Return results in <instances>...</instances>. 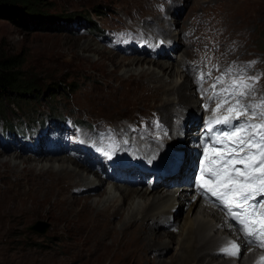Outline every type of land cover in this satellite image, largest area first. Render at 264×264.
Wrapping results in <instances>:
<instances>
[{
	"label": "rangeland",
	"instance_id": "1",
	"mask_svg": "<svg viewBox=\"0 0 264 264\" xmlns=\"http://www.w3.org/2000/svg\"><path fill=\"white\" fill-rule=\"evenodd\" d=\"M164 1L149 0V3L155 12L165 3L168 7L166 13L170 14L167 17L168 27L172 31H181L183 35L180 32L174 42L171 39L160 40L157 46L146 39L154 35L151 29L156 27L150 22L151 16L141 19L136 17L137 13L139 15L149 9L147 0H43L44 5H38L34 9L44 14L46 19H31L20 12H16V17L12 20L0 18V57L22 56L25 61L24 71L28 76H37V80L44 86L25 101L14 106L3 105L0 112V151L5 154L0 157V264H102L101 257L97 256L89 261L88 254L83 255L79 250V243L74 239L76 232L71 231L73 229L70 224L61 219L54 198L49 195L45 198L36 192L37 184L44 185L48 181L47 177L36 176L38 170L50 168L53 162H15L12 158L15 153L21 154L23 160L32 154L55 160L57 157L70 156L90 165L94 172L103 174L100 159L96 157L101 154L106 156L105 160L111 159L119 163V158L110 156L109 151L117 154L124 152L123 148L137 151L134 142L143 140L152 129L153 139L157 141V148L153 151H165L167 144L173 143L174 149L170 154L165 158H158L171 164L175 158H180L178 148H185L184 144L189 143L188 133H193L195 140L199 137V122L207 109L232 108L233 98L228 90H232L241 71L245 77L259 78L254 84V91L244 99L247 100L246 105L256 108L264 98V0H232L236 6L234 8L233 4L225 0ZM194 13L197 14L196 19L193 17ZM60 15L64 17L59 19L67 20L68 23L52 22L55 20L51 16ZM176 21L179 22L178 27H175ZM147 27L150 29L146 30ZM137 28L138 34L132 31ZM186 36L188 40L185 39ZM88 41L111 50L114 60L108 57L111 54L102 53L99 56L86 50ZM186 41L188 46L192 45V56L189 58L182 57ZM135 56L144 58L146 63L154 59L178 66L175 69L178 74L168 77V81L164 79L174 85L183 83L186 78L183 72L185 69L179 66L181 61L185 63L187 70H194L192 83L199 85L197 92L195 91L196 97L206 101L201 104L203 108L199 106L194 109L198 118L193 130L187 124L184 126L177 117L173 119V128L160 129L164 125L159 110L161 102L151 90L149 75L123 77L125 70L115 66V60ZM149 68L150 65L140 67L138 75L142 71L140 75H144ZM150 71L159 70L157 66H151ZM247 82L253 83L250 80ZM49 85L57 89L53 96L46 89ZM165 98L166 96L161 99ZM224 98L229 102L224 103ZM191 111L193 109L189 107L185 110L188 113ZM259 111L256 117L251 116L247 121L252 124L264 123ZM179 141H182V145ZM79 142L84 144L80 145ZM79 146L84 147V151ZM196 149L191 150L190 166ZM126 152L130 153L131 150ZM141 152L151 157L149 151ZM184 158L186 163L189 159L188 151ZM103 163L108 164L106 161ZM56 164L59 167V163ZM184 166H181L180 172L187 175L190 166L185 169ZM29 170L35 171L34 175ZM133 170L137 171V168ZM22 175L28 179L21 178ZM151 177L144 180L138 177L137 182L130 184L124 181L118 184L134 190L139 185L147 189L150 187ZM88 178L91 179L92 175ZM106 182L93 190L94 195L82 193V196L75 197L80 201L85 198H90L91 202L99 201L101 203L98 202V208H104L109 203L105 202L104 196L100 199L96 194L106 190ZM31 183L33 185L30 188ZM186 186L182 174L170 177L156 187L152 186L155 188L151 190L150 200L157 192L179 191L172 195L177 201L171 200L172 204L168 202L171 208H161L169 209L170 221L166 223V213L158 221L155 228L157 232L169 230L178 237V232L184 228L190 209L179 195ZM191 186L190 178L189 187ZM148 200L144 198L141 202ZM204 201H199L191 213L192 218L202 206L208 205ZM125 209L127 215L132 212L130 201ZM204 220L214 224L211 218ZM111 222L120 226L119 217H113ZM33 225L41 228L46 226L47 230L44 234L28 231L27 228ZM214 233L209 234L212 236ZM215 239L234 248L235 240L230 232L222 230ZM235 247L240 250L236 244ZM252 251L256 250L248 245L241 253L237 251V256L232 258L237 264H242ZM156 252L154 250L150 253V259L158 256ZM176 252L182 251L174 242L171 247L162 251L161 258L170 262L169 259ZM259 254L264 261V254ZM215 256L220 262L222 259H230V256ZM80 258L85 260L81 263Z\"/></svg>",
	"mask_w": 264,
	"mask_h": 264
},
{
	"label": "bare ground",
	"instance_id": "2",
	"mask_svg": "<svg viewBox=\"0 0 264 264\" xmlns=\"http://www.w3.org/2000/svg\"><path fill=\"white\" fill-rule=\"evenodd\" d=\"M225 1L227 3L229 2V4H233L232 0ZM148 7L149 9H147V11H143L139 15L137 13L136 15L137 19H141L142 17L144 18L147 15L151 16L150 22L156 25V27L152 25L154 29H151L154 35L150 36V38L147 37L146 39H148L151 44H155V46H157V43H159L160 40L171 39L172 42L176 41L180 36L179 33L181 31H172L168 27L167 17L170 14L166 13V10L168 8L167 5H165V3L162 4L160 9H156L155 12L153 10V7L150 6L149 0H147V8ZM234 7H236L235 4H233V8ZM195 14L196 13H194L193 15V17H195L194 19L197 18V14ZM147 18L149 19V17ZM178 24L179 22L176 21L175 27H178ZM148 29H150V27H147L146 30ZM132 31L138 34V28ZM185 39L188 40V37L186 36ZM187 42L188 41H186L185 43L186 47L182 50L183 58L185 56L188 58L192 56V50H190L192 49V45L188 46ZM85 49L92 51L95 55L107 53L111 54V56H108L109 58H112L113 60L115 58L111 50L109 51L107 48H102L100 44H97L94 41H88L85 45ZM137 56L117 59L115 60V66H118L119 68L125 70V75L123 77H145V75H149L148 77L150 78V83L152 85L151 90L157 96V99L159 98L161 102L159 110L160 114L163 116L164 125L160 129L162 130L164 128L167 130L168 128H173V119L174 117H177L178 120H181L180 122L184 124V126H186L187 124V127L190 130H193L196 127L195 122L198 118V115L196 112H194V109H198L199 106L203 108L202 102L206 101L204 99H202L201 101L196 97L195 91L199 85L197 84V86H195L192 83V74L194 73V70L190 68L187 70V66L181 61V64L179 66L181 69H185V71L183 72L185 73L186 78L183 83L174 85L173 82L167 83V81L168 77H171L176 73L178 74V72L175 71L176 67L178 66L171 64V62L160 63L158 60L154 59L148 61L147 64L144 61V58H138ZM144 65H150V68L151 66H157L159 71H150L149 68L144 73V75H140L141 73H143V71L138 75L139 68L143 67ZM160 74L162 75V77L158 78L157 75ZM164 79H167V81H164ZM126 81L129 80L127 79ZM193 87L195 88L194 91L192 89ZM228 91H230V95L232 90ZM164 96H166V98L165 100H162L161 98ZM239 98V96L233 98V105L236 103V99ZM243 103L246 105L247 100H243ZM188 107L193 109V111H191L192 113L189 112L190 114L188 112H185ZM222 109L223 108H219L217 109V111ZM214 110L215 109L213 108H209L206 110L205 114H211L210 118L216 122L220 121V125L217 124V126L219 125L220 128H223L225 126L222 122L223 120L219 118V114L216 110ZM243 115L246 118L252 116L250 114ZM202 126L203 119H201L199 122L200 131L202 130ZM150 131L152 132V129ZM151 132H149L147 134V137H145L143 140L138 139V141L134 142L136 147L135 149L137 151L134 150L133 152L132 149L123 148L124 151L131 150V152L129 154L119 155L120 166L126 167V170H128V174H130L131 178H134V174H131L129 171L131 167H135L137 168V170L144 171L146 168V164H148L149 167L157 170V165L161 163L164 167H167L166 169L161 171V173L164 174L170 166V164H166L163 160H160L158 158H165L166 156H168L170 154V151L174 149L173 143L167 144L168 148L165 151H153V149H155V147L157 146V141L156 139H153ZM187 141L189 143L184 144V146L186 145L185 148L183 146L181 149L178 148L180 151V158H175V160H177L179 164L182 165V168L185 165L184 169L189 168L190 166L192 157L191 150L197 148V152L194 153V156L192 158L191 165L193 166L194 160L197 157V153L199 151L198 144H200L198 138L197 140L194 139L193 133L187 134ZM179 142L182 145V141ZM185 149L186 151H188L189 155V159L188 161H186V163L184 158V154L186 152ZM141 150L149 151L151 153V157L143 155L144 153H142ZM210 150L211 149H209V151ZM61 152L64 153L63 151ZM3 153L4 152L0 151V157ZM176 153H178V151ZM109 155L115 157L112 153H110ZM67 157L69 158L57 157V159L55 160L47 159L46 157H36L34 154H32L25 157V159L23 160L21 154L19 153H15L12 156L15 162H53L50 168L44 167L42 170H38L37 174L35 173L36 176L47 177L48 179V181L44 185L37 184V188H35L36 192L42 196H45V198L48 195L52 197V199L54 198L55 206L59 210V214L62 217L61 219H63L64 221L66 220V224L68 222L70 224V227H72L73 229L71 231H73L74 233L76 232L74 235V239L79 243V250H81L83 255L84 253L88 254V256L90 257L89 261L98 256L101 257L102 264L104 262H106L107 264H237L238 262L236 260H233L232 257H236L238 254L237 251L241 253L242 250L249 245V242L246 239H243L242 232L237 231L232 226L229 217L220 208H218L217 210L205 204L206 206H202L201 210L195 214V217H191V213L196 209V206L201 199L209 201L210 197L205 189L212 188L217 180H205L199 184V187L197 189L193 188L192 186L190 188L189 175H185L183 171L179 172L178 175L182 174L183 178L185 179V183H187V186L183 187V189L181 190V194L179 195V197L182 199V202H184L188 206V208L190 209V213L188 215L189 219L187 223L184 225V228L180 230L181 232H178V237H176L175 232H169V230L157 232L155 228L158 226V221L166 216V213V223L170 221L168 217V215H170L168 214L169 209L167 207L171 208V204L176 199L175 196L173 197L172 195L176 192H179L178 190L164 191V193L157 192L150 200V196H152L151 190H153L156 185H154L155 187H149L147 189L141 188V185H139L135 190L127 186L119 185L118 183L121 182V180H123L122 182H128L124 177V175L126 176V174L121 172L119 170L120 168L117 167L116 164L111 161V159L105 160L106 157H103L101 159L102 162H100V166H102L103 174H100L98 172H94L90 165L80 162L79 159H73L70 156ZM96 158L101 157L98 156ZM95 161L97 162L98 160L96 159ZM104 161L108 162V164L103 163ZM56 163H59V167L56 166ZM109 164L115 166L116 168L113 169H115V171H118V173L112 178L109 175L104 174L109 169L112 170ZM47 165L48 164L46 163L45 166ZM92 165L95 167V164L92 163ZM192 166H190V168ZM29 172L34 175L33 172L35 171L29 170ZM89 175H92L91 179L88 178ZM21 178L28 179L24 175H22ZM168 178L170 177L162 179L160 183H162V181H167ZM136 180H138V178H134V181ZM106 181L108 182L106 190L96 194L100 199L104 196L103 198H105V202L109 203V205H106L104 208H98L97 204L101 203L99 201V203L95 201L91 202L89 201L90 198H85L84 200L80 201L75 197L76 195L82 196V193L92 194L94 189L102 186ZM191 181L193 183L192 179ZM128 183L131 184L133 183V181H130ZM32 185L33 184L31 183L30 188ZM73 189L74 192H72ZM144 198H148L149 200L141 202V199ZM171 200H173V202H171ZM128 201H130V210L132 212H129V214L127 215L125 205H127ZM169 201L171 202V204H168ZM164 206H167L165 208H167L168 211L165 209H161ZM201 216L202 219H200ZM113 217H119L120 226L112 224L111 219ZM206 218L213 219L214 224H210L209 221L204 220ZM150 223L152 225H150ZM65 226L64 229H66ZM164 229H166V226ZM222 230H224L225 232H230V234L234 236L235 244L238 246V248H240V250H237L235 244L234 248H231L230 246L232 245L226 246V242L222 243L220 242V240L218 241L217 239H215V236H218V232L220 233V231ZM211 232H215L214 235L211 236L209 234ZM174 242L178 245L179 250H181L182 252H176L175 255L169 259L170 262H167L164 258H161L162 251L166 248L171 247ZM154 250L157 251L156 253H158V256L152 260L150 259L149 255ZM248 254L251 255H249V258L242 264H264V261L260 258L261 254L257 253L256 251H252ZM215 255H218L220 257L224 256V258L225 256H230V259H222L223 261L220 262V260L217 259L218 257H216ZM84 260L85 259L80 258L79 261H81L82 263V261Z\"/></svg>",
	"mask_w": 264,
	"mask_h": 264
},
{
	"label": "snow or ice",
	"instance_id": "3",
	"mask_svg": "<svg viewBox=\"0 0 264 264\" xmlns=\"http://www.w3.org/2000/svg\"><path fill=\"white\" fill-rule=\"evenodd\" d=\"M231 71L230 69L229 72ZM258 79V77H245L241 71L236 77L230 93L232 98L237 96L240 98L236 99V103L232 105V108H229L230 112L233 109H237L240 113L256 117L257 111L264 110V98L261 99L256 108L243 103V100L254 91V84L258 82ZM249 80L253 81V83H248L247 81ZM228 102L229 100L226 98L224 103ZM259 115L264 118V111H259ZM238 119L239 116L237 115L224 118L222 121L229 129V131L222 134L223 137L231 138L236 136V139L231 146L225 145L227 154L221 158L220 166L212 169L209 180L219 177L221 174H227L228 181H238L248 186L256 184L264 186V123L252 124L249 121L234 123ZM237 133H240V135L237 136ZM216 143L225 144V141L217 137V140L213 141V145ZM213 163H216V161H213ZM235 164H243L244 168H236ZM255 173L259 174L256 175ZM252 196L253 193H241V203L249 200ZM252 207H259V204L252 205Z\"/></svg>",
	"mask_w": 264,
	"mask_h": 264
},
{
	"label": "trees",
	"instance_id": "4",
	"mask_svg": "<svg viewBox=\"0 0 264 264\" xmlns=\"http://www.w3.org/2000/svg\"><path fill=\"white\" fill-rule=\"evenodd\" d=\"M43 0H0V18L14 19L16 12L26 14L29 18L46 19L47 17L34 9L38 5H44ZM71 18V15H69ZM52 22H65L63 15L51 16ZM68 17V15H67ZM69 18V17H68ZM67 18V19H68ZM92 22V21H91ZM91 24V23H90ZM95 26V23L92 22ZM42 27V25L40 26ZM25 61L22 56H2L0 57V112L3 110V105L18 104L20 101H25L36 92L43 89L44 86L37 80V76H28L24 71ZM70 89L69 86H67ZM45 89V88H44ZM52 96L55 94V89L52 86L46 87Z\"/></svg>",
	"mask_w": 264,
	"mask_h": 264
},
{
	"label": "water",
	"instance_id": "5",
	"mask_svg": "<svg viewBox=\"0 0 264 264\" xmlns=\"http://www.w3.org/2000/svg\"><path fill=\"white\" fill-rule=\"evenodd\" d=\"M27 230L31 231V232H35V233L44 234L46 232V230H47V227L46 226H44V227L42 226V228H41V227H39L37 225H33V226L27 228Z\"/></svg>",
	"mask_w": 264,
	"mask_h": 264
}]
</instances>
